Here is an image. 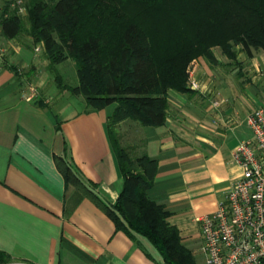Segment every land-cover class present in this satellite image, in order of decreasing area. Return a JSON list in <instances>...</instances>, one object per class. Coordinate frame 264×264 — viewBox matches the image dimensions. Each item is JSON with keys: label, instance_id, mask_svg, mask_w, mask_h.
Wrapping results in <instances>:
<instances>
[{"label": "crops", "instance_id": "0c3cea01", "mask_svg": "<svg viewBox=\"0 0 264 264\" xmlns=\"http://www.w3.org/2000/svg\"><path fill=\"white\" fill-rule=\"evenodd\" d=\"M0 40V251L11 264H162L145 236L118 226L96 202L112 208L123 184L107 131L115 104L92 110L82 96L63 88L61 83L78 82L67 81L64 66H51L42 43L26 31L14 38L0 33ZM206 60L191 61L189 90L167 89L164 122L135 121L139 144L123 145L131 156L144 152L157 160L146 194L167 209V221L200 263L196 217L213 212L240 175L231 153L251 137L246 116L256 106L249 105L242 117L227 104L220 91L235 87L209 78ZM61 63L75 66L69 58ZM249 73L254 77L248 82H264V55L244 75ZM29 84L37 86L30 101L22 97ZM125 122L132 124L125 119L118 128ZM57 157L93 198L66 182Z\"/></svg>", "mask_w": 264, "mask_h": 264}, {"label": "trees", "instance_id": "16d2710c", "mask_svg": "<svg viewBox=\"0 0 264 264\" xmlns=\"http://www.w3.org/2000/svg\"><path fill=\"white\" fill-rule=\"evenodd\" d=\"M9 3L0 12L4 37L27 30L42 43L51 66L74 61L78 83H61L63 88L81 95L92 110L115 104L107 131L123 184L112 208L96 202L118 226L145 236L162 264H198L167 221V209L146 194L157 160L144 152L131 156L115 124L125 119L162 124L167 89L189 90L188 63L199 56L216 63L213 47L237 64V45L249 56L252 49L264 51V0H27L26 20ZM56 163L67 183L94 197L62 158ZM10 260L0 251V263Z\"/></svg>", "mask_w": 264, "mask_h": 264}, {"label": "built area", "instance_id": "2783aa9c", "mask_svg": "<svg viewBox=\"0 0 264 264\" xmlns=\"http://www.w3.org/2000/svg\"><path fill=\"white\" fill-rule=\"evenodd\" d=\"M20 2L19 13L24 10ZM189 83L196 86L192 79ZM36 95L34 84L22 91L28 101ZM246 123L251 137L240 140L231 153L240 175L213 212L196 217L201 264H264V100L247 114Z\"/></svg>", "mask_w": 264, "mask_h": 264}, {"label": "rangeland", "instance_id": "374dc122", "mask_svg": "<svg viewBox=\"0 0 264 264\" xmlns=\"http://www.w3.org/2000/svg\"><path fill=\"white\" fill-rule=\"evenodd\" d=\"M9 1L10 0H0V12L4 9V5L9 3ZM11 1L12 2L9 3L10 8L17 6L18 4L17 0H11ZM25 3H27V0H21L20 2L22 6H24ZM20 13L22 14V17L26 20L25 9ZM24 31L27 32V30H24ZM235 49L237 50V60L239 61L238 64L231 61L229 58H227L221 52L219 47H213V52H214L217 62L213 64L210 61L206 60V65L209 67L210 72H211L210 74H208L209 78H212L213 80L217 81V83L220 82L222 85L231 84L232 88L235 87L234 92L233 91L231 92L225 89L224 87L220 91L221 92L220 94L221 96L224 97V99L227 100L226 103L229 104L231 107H235L239 111V114L243 117L244 109H246L251 104L257 105L264 100V82H260L259 80H258L259 82L258 81H255L253 83L248 82L254 76H252L251 73H249L248 77L244 75L246 72V69L249 68V66L251 67V63H253V61L255 60H260V56L264 55V52L260 49H252V53L249 56L240 49L239 45H237ZM191 61L188 63L186 67V72H187V69L191 67ZM58 65L60 67H63V66L65 67L63 71V75L67 76L66 78L68 82H70L71 84L78 82L75 66H72L70 68L69 64H65V63H60V64L58 63ZM239 69H241V72H242L241 75H239L238 73ZM261 81H263V79H261ZM72 95L81 96V95H75V94H72ZM128 121H130V123L132 124L125 122L121 126L119 125L120 129L118 128L117 123L115 124V130L117 132L119 143L122 146L125 144L126 145L128 144L138 145L139 144V139H138V134H137L138 129L136 127L138 123L132 119H128ZM128 152H132V149H130V151ZM196 261L198 264H201L199 260H196ZM0 264H11V260L7 263H0ZM25 264H28V263H25Z\"/></svg>", "mask_w": 264, "mask_h": 264}]
</instances>
